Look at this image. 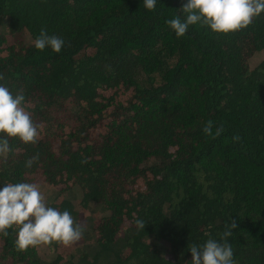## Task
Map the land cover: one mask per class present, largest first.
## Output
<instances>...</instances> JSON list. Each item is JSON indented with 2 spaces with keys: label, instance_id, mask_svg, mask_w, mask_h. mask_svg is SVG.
<instances>
[{
  "label": "trees",
  "instance_id": "trees-1",
  "mask_svg": "<svg viewBox=\"0 0 264 264\" xmlns=\"http://www.w3.org/2000/svg\"><path fill=\"white\" fill-rule=\"evenodd\" d=\"M185 3L0 0V84L42 125L35 144L9 138L0 188L36 184L85 229L42 259L17 249L13 226L0 264H191L190 247L225 242L232 220L235 264H264V57L249 60L264 12L234 32L197 23L177 37L166 21ZM42 28L65 41L59 53L35 49Z\"/></svg>",
  "mask_w": 264,
  "mask_h": 264
},
{
  "label": "clouds",
  "instance_id": "clouds-1",
  "mask_svg": "<svg viewBox=\"0 0 264 264\" xmlns=\"http://www.w3.org/2000/svg\"><path fill=\"white\" fill-rule=\"evenodd\" d=\"M156 2L143 0L148 10H153ZM179 12L182 15L166 21L177 37L183 36L190 25L197 23L207 26L213 33L226 34L249 26L255 17L264 12V0H187ZM64 43L60 37L47 35L43 28L33 41L35 49L43 51L48 47L56 53L61 51ZM3 78L0 74V80ZM212 129L213 122L209 120L203 128L206 135L216 138L224 131L222 126L215 133ZM41 130L42 125L34 123L27 110L24 95H13L0 84V134H3L0 135V157L6 158L12 151L9 138H17L24 144H35L41 138ZM233 140H239V136H234ZM38 160L39 154L30 157L25 167L31 168ZM135 223L138 229H144V221L137 220ZM13 226L18 250L54 242L70 246L79 241L85 231L67 210L61 212L47 206L39 187L30 183H8L0 188V235L7 236V230ZM236 227L235 220L225 225L226 230L221 237L225 241L223 243L209 238L202 246L192 245L189 249L191 264H235L232 247L226 238Z\"/></svg>",
  "mask_w": 264,
  "mask_h": 264
},
{
  "label": "rangeland",
  "instance_id": "rangeland-1",
  "mask_svg": "<svg viewBox=\"0 0 264 264\" xmlns=\"http://www.w3.org/2000/svg\"><path fill=\"white\" fill-rule=\"evenodd\" d=\"M262 57H264V47L263 48H261L259 51H256L251 57H250V64L251 65H253V64H255V63H257L259 60H260V58H262ZM38 186V185H37ZM39 187V186H38ZM39 190H40V192H41V194H42V188H40L39 187ZM43 193H44V191H43ZM43 195V194H42ZM45 199V198H44ZM46 200V199H45ZM46 202V201H45ZM85 213V215L86 214H89L88 213V211H86V212H84ZM37 248H38V252H39V254L41 255V257H42V259H47V258H49L50 257V252L44 247V245H39V246H37Z\"/></svg>",
  "mask_w": 264,
  "mask_h": 264
}]
</instances>
